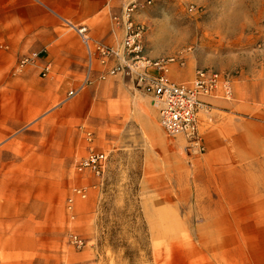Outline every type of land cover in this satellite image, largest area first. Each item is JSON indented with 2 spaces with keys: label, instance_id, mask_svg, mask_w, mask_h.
<instances>
[{
  "label": "rangeland",
  "instance_id": "rangeland-1",
  "mask_svg": "<svg viewBox=\"0 0 264 264\" xmlns=\"http://www.w3.org/2000/svg\"><path fill=\"white\" fill-rule=\"evenodd\" d=\"M135 19L148 57L183 62L170 67L171 81L190 82L197 69L232 72L234 84L264 78V0H153ZM58 81L68 85L59 106L3 148L4 162L21 166L33 151L36 162L0 174V218L14 220L0 231V264H264V192L226 206L203 152L166 135L151 98L127 78ZM89 147L108 156L102 178L75 169Z\"/></svg>",
  "mask_w": 264,
  "mask_h": 264
},
{
  "label": "crops",
  "instance_id": "crops-1",
  "mask_svg": "<svg viewBox=\"0 0 264 264\" xmlns=\"http://www.w3.org/2000/svg\"><path fill=\"white\" fill-rule=\"evenodd\" d=\"M124 1L0 0V174H24L35 165V151L23 154L21 166L18 159L2 161L4 146L19 139L21 131L30 134V120L39 112L59 106L68 85L58 80L74 86L86 77L87 53L77 28L85 26L92 39L105 45L122 40L112 18ZM25 58L30 62L20 68ZM45 66L49 71L41 77ZM93 68L101 71L97 64ZM172 76L180 81L187 74ZM205 101L211 107L200 118L199 133L211 190L223 193L226 206L228 200L264 192V78L240 76L229 102ZM45 156L51 160L52 149ZM6 222H14L13 217L0 218L1 235Z\"/></svg>",
  "mask_w": 264,
  "mask_h": 264
},
{
  "label": "built area",
  "instance_id": "built-area-1",
  "mask_svg": "<svg viewBox=\"0 0 264 264\" xmlns=\"http://www.w3.org/2000/svg\"><path fill=\"white\" fill-rule=\"evenodd\" d=\"M153 0H125L120 14L112 18L113 24L122 30V40L115 45H105L88 35L85 26L76 29L87 53V74L84 84L95 76L99 80L121 76L127 78L134 90L151 98L158 113V122L168 136L181 135L187 141L186 150L191 154L203 151L199 133L200 118L209 114L211 105L205 100L231 99L237 76L232 72H219L211 69H197L190 82H174L169 79L170 67L176 58L148 57L145 52L146 26L137 22L135 15ZM25 58L18 64L20 68L29 64ZM179 62L178 66H182ZM97 64L101 71L95 72ZM49 66L42 69L45 77ZM77 91L70 90L72 97ZM87 142H92L87 134ZM107 154L89 147L87 155L81 159L75 169L78 173L89 172L97 178L104 176L107 166ZM82 197L84 194L80 193ZM70 242L77 248L84 246V241L70 235Z\"/></svg>",
  "mask_w": 264,
  "mask_h": 264
},
{
  "label": "bare ground",
  "instance_id": "bare-ground-1",
  "mask_svg": "<svg viewBox=\"0 0 264 264\" xmlns=\"http://www.w3.org/2000/svg\"><path fill=\"white\" fill-rule=\"evenodd\" d=\"M152 107H154V106H152ZM155 108V107H154Z\"/></svg>",
  "mask_w": 264,
  "mask_h": 264
}]
</instances>
